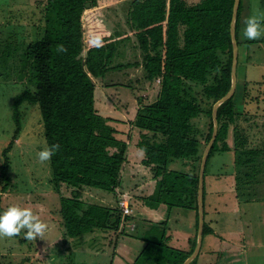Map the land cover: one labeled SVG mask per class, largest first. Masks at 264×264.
I'll return each mask as SVG.
<instances>
[{
  "label": "trees",
  "instance_id": "trees-1",
  "mask_svg": "<svg viewBox=\"0 0 264 264\" xmlns=\"http://www.w3.org/2000/svg\"><path fill=\"white\" fill-rule=\"evenodd\" d=\"M28 2L31 8L26 13L21 11L22 7L17 11L6 5L3 11L0 10L2 22L7 9L12 14L8 22H3L1 30L12 25L16 17H24L26 23L18 21L20 25L17 26L29 30L37 28L39 37L36 41L22 42L20 54L9 43L4 44V51H0V70H4L3 74L10 81L16 78L14 82L24 86L14 102V129L2 151L0 191L8 194L12 190L13 157L10 153L24 131L30 115L28 108L38 105L46 146L60 145L50 160L51 184L61 202L66 238H80L96 228H113L118 231V236L126 235V224L137 218L133 212L135 201L130 195L132 211L123 218L119 207L124 199L119 200V197L126 193L122 186L124 172L131 164L130 149L134 147L142 153L139 163L151 175L140 185H146V190L150 186L153 191L149 194L144 189L143 203L152 207L164 204L168 216L186 209L194 214L195 227L187 249L169 247L170 237L164 231L158 240L145 238V247L132 264H183L197 245L199 175L204 151L213 135V107L232 87L231 22L235 0L122 2V24L126 32L121 36L122 44L118 49H123L122 54L127 51L140 53L138 62L143 74L137 82L144 88L137 90L143 92L146 90L144 85L158 84L153 101L145 104L141 96L137 97L139 108L134 119L103 115L97 108L99 85L87 73L84 15L87 10L98 8L101 0ZM242 10L243 0L236 20L239 48L255 42L242 36ZM119 25L122 26L120 22ZM131 39L133 41L129 42ZM58 45H63L67 51L58 52ZM239 62L240 52L236 91L218 107V133L207 159L205 177L216 153L233 152L237 171H242L245 176L244 180L239 176L236 180L245 183L255 175L259 176L255 168L258 157L264 156V137H259L262 138L261 146L250 147L253 141L246 131L252 126L242 123V120L249 121L247 116L244 118L248 113L244 107L251 99L250 86L255 83L261 87L263 82L244 79L240 89ZM129 86H133L132 82ZM242 89L243 94L239 97L237 92ZM256 99L259 95L251 101ZM202 115L209 118L205 140L194 123ZM175 163L179 168H175ZM205 177L203 239L213 232L206 219ZM133 181L136 184V178L133 177ZM92 188L109 193L111 198L117 196L118 206L103 207V211L94 214L96 217L90 214L81 218L80 213L66 203H78L84 192ZM65 189L71 197L64 195ZM198 256L190 264H197Z\"/></svg>",
  "mask_w": 264,
  "mask_h": 264
},
{
  "label": "rangeland",
  "instance_id": "rangeland-1",
  "mask_svg": "<svg viewBox=\"0 0 264 264\" xmlns=\"http://www.w3.org/2000/svg\"><path fill=\"white\" fill-rule=\"evenodd\" d=\"M123 1L101 0L98 8L89 9L85 12L84 24L87 42L85 62L87 73L99 85L97 97L100 101L97 102V108L101 110L102 114L108 117L117 118L120 116L125 119H134L139 108L137 97L141 96L145 104L153 101L158 84L152 87L144 85L146 90L143 92L137 90L138 88H144L142 84L137 82V79L142 78L143 74L142 65L138 62L140 53L138 51H127L122 54L123 49H118L122 44L120 41L121 36L126 32V29L123 28L124 24H122L124 22L123 13L121 12ZM243 4L248 5L246 14L248 18L257 16L264 23V0H243ZM5 5L7 7L13 6L17 11L22 7L21 11L23 13L31 8L28 0H0L1 11L6 8ZM9 11L7 9L4 14V23L12 17ZM18 21L20 24L26 23L24 17H16V20L12 23L13 26L10 25L4 28L2 26L3 30L0 29V51H4L6 48L4 44L9 43L20 54L22 42L36 41L39 38L36 33L37 28L34 30L23 29L17 26L20 25ZM3 22H0V27L4 24ZM119 22L122 26L119 25ZM244 26L245 23L243 22L242 32ZM93 33L102 35L104 39L103 47L95 48L88 45L90 34ZM128 41H133V39ZM254 41L250 45L244 44L239 48V88L242 86L244 79L252 82H263L264 80V33ZM111 57L113 60H111ZM3 71V69L0 70V164L4 162L2 151L14 129L12 108L24 87L20 82H14L16 78L10 81L3 74ZM157 81L159 82V80ZM131 82L133 86L130 87ZM115 83L121 85H114ZM250 88L251 99H249L248 105L246 104L247 106L244 107L245 111H248L244 118L247 116L249 121L242 120V123L245 126H252L246 133L250 135V141H253L250 147H253L254 145L261 146L262 138L259 137H264V99H262L264 96V82L261 87L259 84L254 83ZM240 92L242 93L240 94ZM237 93L240 97L243 94V89ZM257 95H259V99L251 101ZM28 109L30 115L27 117L28 121L26 120L24 131L15 142L14 150L10 153V156L13 157L11 158L12 177L10 180L12 190L8 194L0 191V212H4L13 205L31 207L34 214L39 215L41 220L49 225V231L46 233L44 240L38 238L34 241H27L23 238V233L11 239H0V264H113L110 258L117 257L119 251L127 259H117L118 263H133L135 261L133 252L126 255V247L122 250L119 245L125 235L119 237L117 235L118 231L113 228L103 230L96 228L94 232L85 233L80 238H66V229L63 225L65 220L60 212L61 202L59 201V195L53 190L51 184L52 169L50 161L41 164L37 159V153L46 147L42 135L41 113L38 105L31 106ZM194 123L201 132L200 136L205 140L209 118L202 115L194 120ZM137 137L134 141L137 140ZM130 153L131 164L125 169L122 184L123 188H126V193L125 196H120L119 200L130 199V195H133L136 201V198L143 196L144 193V190L143 193L141 192L140 185L145 183L151 175L139 163L142 153L136 151L134 147H131ZM235 159L236 156L233 152L216 153L209 162L205 177L207 201L212 199L213 203L224 208V205L220 204L221 199L226 197L229 201L234 198L237 203L239 201V207L237 210L235 207L236 212H231L228 215L222 213L217 216L222 222L221 226L214 229L211 227L213 232L205 235L202 252L197 258V264H264V156L260 155L258 157L255 168L259 172V176L255 175L254 180L252 178L245 183L236 180L238 176L244 180L245 176L241 173L242 171H237ZM177 164H174L176 165L175 168H179ZM133 177L136 178V184ZM128 190L130 193H128ZM148 190L149 188L145 193ZM64 193L67 198L71 197L68 190L65 189ZM108 194L100 189L88 190L79 198L78 203L68 201L66 206L77 210L81 218L89 217L90 214L96 215L104 209L103 207L111 206L115 208L118 206L117 196V198H112V202L102 198L107 195L106 197L111 199ZM145 206H149V204ZM119 209L122 212L121 205ZM134 213L137 217L135 222L139 226L138 229L145 231L147 239L158 240L164 235L163 231L167 232L164 224H152V227L147 228L145 226L146 222L138 219L141 213ZM95 215L91 217H96ZM121 215L123 218L125 217L123 213ZM180 215L179 226L188 231L190 228L188 215H191V213L186 209H181ZM231 215H234V217L228 222V217ZM150 222H152V219ZM126 225L127 232L133 233L132 235L137 234V230L132 231L135 228L137 229L135 223L130 222ZM174 225H177V223H173ZM107 227L111 228V226ZM216 229H218L217 232L221 236H216L214 232ZM227 231L230 234L227 235L225 233ZM129 235L131 234H127V236ZM181 235L185 237L187 233L182 232ZM130 238L132 237L130 236ZM185 240V238L181 239L184 245L183 248L188 247ZM131 242L134 243L130 240V244ZM168 243H173L172 238L168 240ZM169 244L168 246L171 248H178ZM212 245L214 249L209 252ZM132 248L136 253H140L138 246ZM222 253L224 255L219 259Z\"/></svg>",
  "mask_w": 264,
  "mask_h": 264
},
{
  "label": "crops",
  "instance_id": "crops-1",
  "mask_svg": "<svg viewBox=\"0 0 264 264\" xmlns=\"http://www.w3.org/2000/svg\"><path fill=\"white\" fill-rule=\"evenodd\" d=\"M247 9H248V5L243 4V10H242V16H241V25L248 18L246 16ZM242 36H243V32H242ZM263 82H264V80H263ZM97 92H98V90H97ZM96 97H97V93H96ZM134 149L136 150V148H134ZM145 186L146 185L141 186V192L142 193H143V190L145 189ZM147 188H149L147 193L151 194L153 192L152 187L150 188V186H149ZM106 196L107 195L103 196L102 198L105 200H108L109 202H112L113 197L110 199V198H107ZM141 197L142 196H139V198H136V201H135V197L133 196V200L135 201L133 203L135 205V206H133V212L141 213V216L138 217V219L145 221L146 222L145 226L147 228L152 227L153 226L152 224H155V225L164 224L165 228H167L166 235L169 236L170 238H172L173 243L171 245H175L177 247L183 248L184 245L182 244L181 239L185 238L186 244L188 245L187 248H189V239H191L194 236V227H195V216H194V214L191 213V215H188L189 219H190V223H189L190 228L187 231V230H184V228H182L181 226H179V220L181 217L180 212H173L172 215L168 216V209L164 204H162L158 207L145 206ZM221 200L222 201L220 204L224 205V208H223V206L221 207L220 205H216L215 203H213L212 199L207 201V199L205 198L206 219L210 223V226L213 229L216 227L219 228L221 226V223H222L221 220L218 219L217 216H219L222 213H226V215H228L231 212H236L237 208L239 207V201L237 203V200L234 198H232L231 200L228 201V198L225 197V199H221ZM214 202H216V201H214ZM207 204H208V210H207ZM235 207H236V210H235ZM233 217H234V215H231L230 217H228V222ZM136 219L132 220L131 222L136 224L137 229L135 228L132 231L135 232L137 230L136 231L137 234L132 235L133 233L127 232V227H126V230H125L126 235L125 236L121 235V236H124L125 239L123 238L119 242V245H120L122 250H124L123 248L126 247L125 254L129 255L130 252H133L135 259L138 256L137 255L138 253H136V251H134L132 247L138 246L140 248L139 251L141 252L143 250V248L145 247V238H146L145 231L143 229H138L139 226L135 222ZM151 219H152V222H150ZM148 220H150V221L148 222ZM113 221H114V219H113ZM165 223H167V224H165ZM173 223H177V225L173 226ZM217 231H218V229H216V231L214 230L216 236H221L219 234V232H217ZM182 232L187 233V235H185V237H183L181 235ZM225 233L227 235L230 234L228 231ZM127 234H131V235L127 236ZM130 236L132 238H130ZM130 240H132L137 245L132 243V242L130 244ZM187 248H183V249H187ZM213 249H214V246L212 245L209 252L213 251ZM93 254H97V253H93ZM120 258L125 259L126 257H124V254L119 251L118 256L115 258L112 257V258H110V260H112L113 264H120L117 262V259H120ZM131 264H132V262H131Z\"/></svg>",
  "mask_w": 264,
  "mask_h": 264
},
{
  "label": "clouds",
  "instance_id": "clouds-1",
  "mask_svg": "<svg viewBox=\"0 0 264 264\" xmlns=\"http://www.w3.org/2000/svg\"><path fill=\"white\" fill-rule=\"evenodd\" d=\"M243 36L247 40H257L264 33V23L261 18L251 16L245 20ZM104 39L98 33L90 34L88 45L90 47H103ZM58 52H66L63 45L57 46ZM60 145L54 144L46 146L37 153V159L44 164L52 159L59 150ZM141 151H144L143 149ZM49 231V225L43 222L39 215L34 214L31 207H20L13 205L0 213V239L18 237L23 233V238L27 241H34L38 238L44 240L46 233Z\"/></svg>",
  "mask_w": 264,
  "mask_h": 264
},
{
  "label": "water",
  "instance_id": "water-1",
  "mask_svg": "<svg viewBox=\"0 0 264 264\" xmlns=\"http://www.w3.org/2000/svg\"><path fill=\"white\" fill-rule=\"evenodd\" d=\"M241 0H235L234 7H233V16L231 22V35L233 41V64H232V87L230 91L220 99L213 107V120H214V130L211 140L209 141L201 162L200 168V175H199V189H198V210H199V220H198V232H197V245L191 254V256L183 263V264H190L192 260H194L200 253L203 244V232H204V222H205V215H204V177H205V169L207 164V159L211 148L216 140L217 133H218V107L221 103L225 102L226 100L230 99L235 91L237 86V61L239 55V46L236 37V20L238 16V10Z\"/></svg>",
  "mask_w": 264,
  "mask_h": 264
},
{
  "label": "built area",
  "instance_id": "built-area-1",
  "mask_svg": "<svg viewBox=\"0 0 264 264\" xmlns=\"http://www.w3.org/2000/svg\"><path fill=\"white\" fill-rule=\"evenodd\" d=\"M121 205V209H122V213L124 215H127V214H130L131 213V208H130V205H129V201L128 199L127 200H124L120 203Z\"/></svg>",
  "mask_w": 264,
  "mask_h": 264
}]
</instances>
